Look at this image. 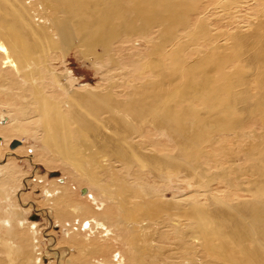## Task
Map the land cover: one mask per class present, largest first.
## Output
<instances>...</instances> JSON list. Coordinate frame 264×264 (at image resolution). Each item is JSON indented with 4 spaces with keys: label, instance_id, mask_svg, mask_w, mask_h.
<instances>
[{
    "label": "bare ground",
    "instance_id": "obj_1",
    "mask_svg": "<svg viewBox=\"0 0 264 264\" xmlns=\"http://www.w3.org/2000/svg\"><path fill=\"white\" fill-rule=\"evenodd\" d=\"M198 1L144 0L143 4L137 5V2L130 9L128 0H0V118L12 117L10 125L0 123V135L8 144L15 137L32 134L41 142V148L35 149L42 152L37 160L48 167L60 166L71 174L68 183L53 181L45 186L47 202L56 214L62 208L66 213L77 215L71 220L57 219L64 226L69 224L65 231L68 246L87 244L85 249L94 246L92 255L102 256L103 264H109L103 259L109 257L106 256L109 242L113 238L126 240L121 234L115 237V231L125 230L130 234L127 242L135 252L136 261L140 251H149L150 246L147 249L143 245L145 230L149 228L145 222L166 212L164 203L175 202L165 201L164 196L159 199L148 189L142 176L152 174L170 180L172 174L162 166L167 164L164 160L150 157L148 151L154 150L145 141L122 143L129 127L137 131L140 124L153 118L155 127L151 132L168 133L184 152L197 147L213 131L224 129V124L233 119L254 117V114L264 119V28L236 34L233 44L214 43L206 38L210 30L202 21L187 25L188 14L196 11L195 5L200 6ZM157 23L162 25L158 46L167 45L164 55L169 57L166 58L169 64L164 62L165 58L152 57V76L143 86L133 85V91L126 93L127 99H118L116 90L109 86L67 89V95L51 93L48 82L59 83L60 76L50 66V54L38 55L42 39L45 43L44 37L46 41L50 36L51 46L62 44L65 56L64 50L74 42L82 43L86 47L84 52L91 54L99 44L108 49L121 32L129 36L147 35ZM178 24L187 28L190 40L182 41L174 36L173 26ZM55 36L58 39H54ZM200 40L212 44L205 48L207 45L199 43ZM176 41L180 44L168 49V45ZM189 43L204 48L187 49ZM186 50L198 52V56L187 62ZM173 77L182 83L171 90L170 86L178 81ZM250 81L257 84L258 92L252 93L246 87L245 83ZM166 87L171 91L162 99ZM156 113L159 114L155 117ZM92 149L97 152L87 153ZM254 151L260 159L257 166L252 169L249 165L242 170L245 175H249V167L255 170L254 183L243 189L255 200L233 203L230 199L238 197L239 192L234 195L222 190L220 202L217 197H207L222 205L212 212L203 202L184 207L183 217L193 219L192 236L186 241V262L172 264H264V150L251 149L245 156ZM114 161H120L124 177L110 176L112 180L107 181L101 171L107 166L111 168ZM69 168L76 171V176ZM130 173L135 177L136 189L133 181H129ZM140 173L142 176H138ZM23 174L17 164L0 163V210L3 212L0 233H4L0 235V242L9 261L5 264H41L34 253L39 245L37 241L40 242L36 225L23 222L25 211L15 200ZM175 175L178 176L176 171ZM82 183L96 189L100 195L88 190L87 200L81 202L74 187L75 184L81 187ZM101 202L107 207L106 212H99L103 207ZM83 227L93 230L94 238H85ZM205 254L208 262L202 260ZM123 257L119 258V264L125 260Z\"/></svg>",
    "mask_w": 264,
    "mask_h": 264
},
{
    "label": "rangeland",
    "instance_id": "obj_2",
    "mask_svg": "<svg viewBox=\"0 0 264 264\" xmlns=\"http://www.w3.org/2000/svg\"><path fill=\"white\" fill-rule=\"evenodd\" d=\"M219 1L220 0H199L197 4L201 7L194 6L196 11L188 14V20L186 18L187 25L190 23L194 26L199 21H202L204 26L207 25V28L210 30V36H206V38L215 41L214 43L217 44H233L232 40L237 37L236 34L251 33L255 31L257 27L264 28V0ZM135 3H137V5L143 4L144 0H128L127 5L130 6V9H133L132 6ZM238 3L242 4L239 5ZM186 12H188V10H186ZM208 25H210V27H208ZM176 26H173V28L175 27L174 36L182 41L190 40L188 31L185 30L187 28L182 24ZM161 29L162 25L157 23L147 31V33H149L147 35L137 34L129 36L127 35L128 33L121 32L116 36L118 37L120 35L119 38L117 40L114 39L115 41L111 43L108 49L102 44H99V46H96V51L91 54L89 53L90 51L84 52L86 47L82 43L74 42L64 50V52H67L66 56L62 52V44L51 46L52 42H48V37L50 38V36L46 38V41L44 37L45 43H43L42 39L38 47V55L48 56V54H50V66L53 72L60 76L58 77V79L60 78L59 83L58 81H52V83L48 82L50 88H52L51 93L56 92V95H67L65 91L67 89L79 90L87 86H109L116 90L115 92L118 99H127L129 96L126 95V93H131L133 91V85L143 86V84L147 82V79L152 76L150 64V59L152 57L154 59L165 58L164 62L169 64V60L166 59H169V57L164 55L167 45L163 43L162 47L158 46L161 42ZM54 39H58V36H55ZM155 43L157 45L153 47L152 44ZM199 43L207 45L205 48H208L212 44L209 41L206 43H204V41L201 42V40ZM179 44L180 42H173L171 45H168V49H172L174 45V47H176ZM195 47L204 48L195 44L191 46L190 43L187 45V49L191 48L192 50L195 49ZM191 50H186L185 52L187 55V62L198 56V52ZM165 70L167 71L169 69L166 68ZM173 79L176 78L173 77ZM176 80H178L177 84H172V87L170 86L171 90H173L172 88L175 86V88L181 86L182 80ZM245 84L252 93L258 92V89L255 88L257 84H255L254 81ZM168 87L164 89L160 98L167 96L168 92L171 91L168 90ZM121 105L127 107L124 103H121ZM158 114L159 113H156L155 117ZM11 118L10 115L1 117V125H10L12 121ZM242 119L243 118H236L230 123L227 122L224 124V129H219L218 132L213 131L210 137L205 139L197 147L185 150L184 152H182L183 149L179 146L177 140L168 133L164 131L160 133L155 131L151 132L155 127L153 118L148 122L145 121L140 124L139 130L137 131L133 127H129L128 131H125L127 134L125 136V142L123 141L122 143H126L127 140H132L137 144L145 141V144L151 146L154 150L153 152L151 150L148 151L150 157L162 159L167 163H162V166L171 171L172 177L170 180L166 179V177L156 178L152 174L151 176L147 174L142 176V173H140L138 176L144 178L148 189L153 190L154 194L159 196V199L164 196L163 199L165 201L173 200L175 202L164 203L166 212H162L160 217L147 219L145 222V224H149V228L145 230L144 236L146 243L143 245L146 246L147 249L149 246L150 247L149 251H140L138 253L137 261L135 260V252L127 242L130 234L125 230H123L122 233L115 231V237L121 234L124 238L126 237V240L121 242L113 238V241H111V243L109 242V248H107L108 251L106 256L109 257L103 258L104 260H107L109 264H119L120 262H118V260H121L124 256L123 258L125 260H123L121 264H172V262H186V260H184L185 257L187 258L186 241L192 236V234H190V226L193 219L190 217H183L184 207H190L194 203L203 202L204 204L206 203V207L212 212V210H215V207L220 208L222 205L215 204V201L207 197H217L220 202V200H222V196H220L222 190L224 192L231 191L234 195L239 192V195H237L238 197L230 199V202L233 203L244 200L245 202L255 200V197L245 194L243 189L245 187L248 188L250 183H254L256 177L252 175L255 173V170L252 169L257 166L260 159L258 152L255 153V151L252 152L250 156L245 155H248L247 152L251 151V149L260 148V151L264 150V119L257 114H254V117ZM230 129H233V132ZM15 140L21 143L15 148H12V144ZM38 147L39 149L41 148V142L38 138H34L32 134L19 138L15 137V139L8 144L4 140L3 135H0V163L3 165L9 163L17 164L23 171V176L25 175L22 177V183L17 191L15 200L20 206V209L25 211L23 214V222L36 225L37 237L40 242L37 241L39 245L34 249V253L37 254V257H39L38 259L41 260L39 263L103 264L100 262L102 256L92 255L95 250L94 246L88 247L87 249H85L87 244L68 246L65 240V231H68L69 224L67 223V225L64 226L59 223L57 219L62 217L66 220H71L77 215L66 213L62 208L59 209L60 213L56 214L51 204L47 202L45 186H49L53 181L68 183L71 181L72 176L66 173L65 169L60 166L55 165L48 167L43 161H38L37 158L42 154V152H36L35 149H38ZM104 151L105 153L108 152V150ZM95 152H97L95 149L87 151L89 154H95ZM145 152L147 151L145 150ZM106 158L109 160L111 159L108 155ZM247 159L251 161H247ZM119 162L116 163V161H114L111 167L112 169L107 166V168L102 169V171L100 170L101 175L103 177L106 176L105 179L107 181L112 180L110 176H117L118 179H120V176L124 177V173L121 172V163ZM249 165L252 169L249 167L250 173L249 175H245V171L242 169ZM84 167L87 168V166ZM69 171H71V173L73 172V175L76 176V171H73L72 168H69ZM175 171L178 176L175 175ZM156 173L160 175L164 174L163 171H156ZM117 178L116 183H119L120 180ZM134 178L133 173H130L129 181H133V186L136 189L137 186ZM225 181H227L228 184H225ZM82 184L84 185L81 187L76 184L74 187L76 188L74 192L77 196L79 195L78 199H80L81 202L87 200L86 197L90 194L88 190H91L93 194L100 195L96 189L89 188L85 183ZM230 185H232V190L230 189ZM84 189H87L85 193L82 192ZM223 195H225V193H223ZM102 206L99 212H106L107 207L104 204ZM107 206H110V203H108ZM1 211L2 210H0V216H3V212ZM67 212H70V209ZM79 218L80 217H77V219ZM83 230L86 231L84 235L85 238L89 236L94 238L93 230L87 231L88 228L84 227ZM2 234L4 233H0V235ZM151 246H153V248ZM84 249L86 252H84ZM144 253L145 256L143 257ZM6 254V249L3 247L2 242H0V264L9 262ZM80 254H82V259H78ZM72 256L77 260L74 258V261H71L70 258ZM203 256L202 260L208 262L206 254Z\"/></svg>",
    "mask_w": 264,
    "mask_h": 264
},
{
    "label": "water",
    "instance_id": "obj_3",
    "mask_svg": "<svg viewBox=\"0 0 264 264\" xmlns=\"http://www.w3.org/2000/svg\"><path fill=\"white\" fill-rule=\"evenodd\" d=\"M20 143H21L20 141L15 140L12 144V148H15L16 146L20 145ZM86 191L87 189H84L82 192L85 193Z\"/></svg>",
    "mask_w": 264,
    "mask_h": 264
}]
</instances>
